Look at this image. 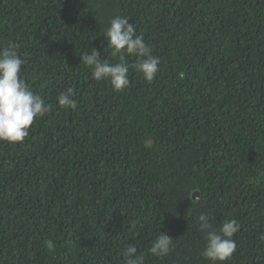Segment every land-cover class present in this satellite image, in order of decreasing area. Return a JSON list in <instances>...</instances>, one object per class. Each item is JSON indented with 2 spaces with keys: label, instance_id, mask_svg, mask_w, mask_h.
I'll list each match as a JSON object with an SVG mask.
<instances>
[{
  "label": "trees",
  "instance_id": "trees-1",
  "mask_svg": "<svg viewBox=\"0 0 264 264\" xmlns=\"http://www.w3.org/2000/svg\"><path fill=\"white\" fill-rule=\"evenodd\" d=\"M114 16L160 58L151 83L130 67L115 91L80 59L119 62ZM9 43L52 108L23 143L0 141V264H124L129 245L145 264H211L200 214L240 223L226 264H264V0H0ZM69 87L74 111L58 103Z\"/></svg>",
  "mask_w": 264,
  "mask_h": 264
},
{
  "label": "clouds",
  "instance_id": "clouds-1",
  "mask_svg": "<svg viewBox=\"0 0 264 264\" xmlns=\"http://www.w3.org/2000/svg\"><path fill=\"white\" fill-rule=\"evenodd\" d=\"M104 36L107 39L106 51L111 49V55L118 56L119 62H107L95 48L90 54L80 56L84 64L91 68L93 79L109 80L115 91H124L130 84L128 78L130 67L140 72L149 83L156 78L160 58L152 54L151 47L145 42L143 35L136 33L135 26L128 18L114 16ZM128 56L137 57L136 63L130 65ZM24 63L15 45L9 43L7 47L0 49V141L10 144L23 143L34 120L43 118L52 108V105L47 104L40 94L25 83L22 77ZM75 95L74 88H67L58 96L59 105L65 109L76 110ZM152 143L153 140L147 138L144 146L150 148ZM198 223L199 230L206 240L201 255L211 264H226L237 250L233 237L239 232L240 223L232 219L224 222L217 230L213 227L212 217L208 214H200ZM259 239L264 241V233ZM46 246L50 251L55 247L51 240L47 241ZM172 247V237L160 233L152 242L150 252L154 256L165 257ZM122 255L124 264H145L144 257L137 255V248L133 245L126 247Z\"/></svg>",
  "mask_w": 264,
  "mask_h": 264
}]
</instances>
